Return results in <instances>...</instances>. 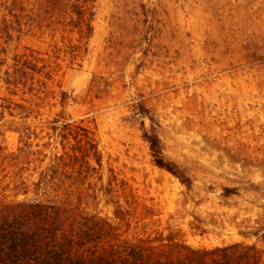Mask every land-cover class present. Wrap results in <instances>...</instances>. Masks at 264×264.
<instances>
[{
	"label": "rangeland",
	"instance_id": "374dc122",
	"mask_svg": "<svg viewBox=\"0 0 264 264\" xmlns=\"http://www.w3.org/2000/svg\"><path fill=\"white\" fill-rule=\"evenodd\" d=\"M92 5V35L73 51L39 14L40 0H0L1 56L9 62L34 48L51 75L53 92L29 97L30 126L40 131L61 108L60 88L67 90L71 116L102 151L93 181L117 184L92 198V211L113 217L108 196L125 186L132 213L155 230L197 248L244 242L264 249V0ZM24 95L10 94L0 79V139L10 151L20 144L12 120L27 116L13 103H24ZM139 102L190 185L155 164L142 136L141 122L149 127L151 120L139 115ZM45 132L32 137L33 148L47 140Z\"/></svg>",
	"mask_w": 264,
	"mask_h": 264
},
{
	"label": "trees",
	"instance_id": "16d2710c",
	"mask_svg": "<svg viewBox=\"0 0 264 264\" xmlns=\"http://www.w3.org/2000/svg\"><path fill=\"white\" fill-rule=\"evenodd\" d=\"M93 1L40 0L39 14L52 19L49 24L61 31L63 49L78 51L92 35ZM17 9L21 17L22 9ZM2 51L0 69L7 65L0 70L3 88L10 94H25L24 103L13 104L27 116L22 122L12 120L19 133L16 151L8 150L0 139V264H264V249L255 244L197 248L173 233L151 228L138 213H132L133 204L121 194L125 186L116 197L108 196L113 217L92 211V198L109 195L107 187L117 185L93 181L102 166V151L93 132L73 119L67 109L70 96L63 88L55 116L40 131L30 126L27 117L35 109L29 97L53 92L47 86L51 75L44 69L46 60L29 47L15 52L8 62ZM137 110L151 120L149 127L141 122L142 136L155 164L190 185L185 170L164 154L158 122L149 116L150 110L142 102ZM43 130L47 140L33 148L32 137Z\"/></svg>",
	"mask_w": 264,
	"mask_h": 264
}]
</instances>
